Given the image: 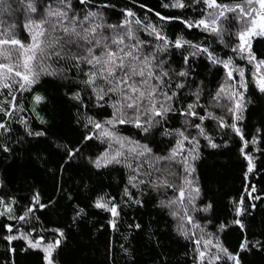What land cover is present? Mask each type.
Listing matches in <instances>:
<instances>
[{
  "label": "trees",
  "instance_id": "trees-1",
  "mask_svg": "<svg viewBox=\"0 0 264 264\" xmlns=\"http://www.w3.org/2000/svg\"><path fill=\"white\" fill-rule=\"evenodd\" d=\"M210 1L0 0V264H200L190 174L211 264H264V33Z\"/></svg>",
  "mask_w": 264,
  "mask_h": 264
},
{
  "label": "rangeland",
  "instance_id": "rangeland-1",
  "mask_svg": "<svg viewBox=\"0 0 264 264\" xmlns=\"http://www.w3.org/2000/svg\"><path fill=\"white\" fill-rule=\"evenodd\" d=\"M205 4L208 7V19L207 20H210L211 15L215 12L219 13V11L209 9L213 5L210 0H205ZM175 6L181 7V4L176 3ZM245 9L246 11H248V13L250 12V15L248 17H244V21H243L244 29L240 35L241 51L242 53H244V55H246L248 60L252 62L253 57L250 54V49H251L253 40L256 37L262 36L264 33V0H249L246 3ZM210 21L211 23H209V26L213 30H215L218 27L216 22H214L213 20H210ZM204 23L208 25L206 21ZM98 42H99L98 40H95V43H98ZM2 43L3 42L0 40L1 46H2ZM99 47L103 50L108 49L106 48V45L104 44L102 45L100 44ZM2 49L3 48H0V52L3 51ZM117 50L119 51V54L120 52H123V51L137 52L135 50V45H132V44L125 45L121 47V49H117ZM127 54L128 52H125V55ZM114 55L117 56V54H114ZM112 57L113 56L111 54V49H110L107 55V58L112 59ZM22 61H23L22 64L24 63V65L27 66L29 65L30 58L26 57V55L24 54L22 56ZM3 67L9 68V65L7 64V65H4ZM1 69L2 67L0 65V70ZM228 73H229V77L227 78L225 85H237L236 84L237 82L233 80V79H236L235 76L233 75V70L229 68ZM255 74H256V80L258 84L264 86V63L260 65L259 64L256 65L255 63ZM230 79H232V83H230ZM108 133L110 135L111 131L108 130ZM109 137L111 138L113 142L112 146L114 144H117L119 146L118 143L121 142V140L117 139V137L112 136V135H110ZM121 156H122V153H120L116 148H114V149H111V151H109L108 153L104 154L102 158L100 159V161L101 162L103 161L111 162V161L117 160L116 159L117 157L121 159ZM122 157H124V155ZM191 178L192 176L190 174L188 177L185 178V180L180 185V188L178 189L179 194L177 197H179V202L182 205V210L181 209L177 210L175 216L178 219L179 225L183 229H185L187 233L192 234L193 236L196 237L198 241L197 243L198 244V256H199L200 264H211L215 257V254L218 252L219 247H217L214 237L207 233L204 226H200L198 222H196L192 218L191 216L192 210L189 211V209L186 206L185 199L195 198V188L196 187H195V183L192 181ZM101 205L105 206L104 203L103 204L101 203ZM112 211L115 212V210H112ZM34 246L41 248L46 253L47 260L50 261V255H51V252L55 244L53 243L44 244L41 241H39L37 243H34Z\"/></svg>",
  "mask_w": 264,
  "mask_h": 264
}]
</instances>
